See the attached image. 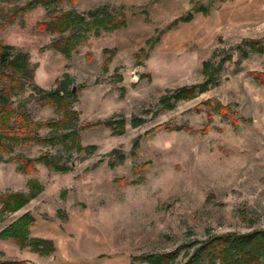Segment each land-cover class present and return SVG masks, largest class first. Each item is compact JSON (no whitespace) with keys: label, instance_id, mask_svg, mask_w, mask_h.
I'll list each match as a JSON object with an SVG mask.
<instances>
[{"label":"rangeland","instance_id":"374dc122","mask_svg":"<svg viewBox=\"0 0 264 264\" xmlns=\"http://www.w3.org/2000/svg\"><path fill=\"white\" fill-rule=\"evenodd\" d=\"M33 1L0 0V45L28 55L36 88L61 84L71 97L45 101L28 82L10 96L25 128L0 157V200L28 201L0 211V263L146 264L138 258L178 251L169 264H182L197 242L264 231V54L241 59L238 49L264 46V0H77L21 12ZM93 11L124 27L87 33L69 55L51 47L70 36L45 28L51 18L91 21ZM205 62L219 68L216 85L163 111L167 92L205 80ZM120 120L122 133L105 124ZM23 218L27 238L52 251L2 235Z\"/></svg>","mask_w":264,"mask_h":264},{"label":"trees","instance_id":"16d2710c","mask_svg":"<svg viewBox=\"0 0 264 264\" xmlns=\"http://www.w3.org/2000/svg\"><path fill=\"white\" fill-rule=\"evenodd\" d=\"M62 1L75 3L77 0H34L33 2H30L26 8H23L21 12L36 5L48 8L49 6L61 3ZM87 15L91 21H88L86 17L72 12H64L59 16L51 18L50 23L45 24V28H51L52 31L61 34L66 32H69L70 34L67 38L62 37L57 41H54L51 44V47L63 55H69L70 52L86 38L85 35L87 33L92 32L94 35H99L103 31L109 32L119 27H124L125 24L123 18L117 19L107 13L98 14L93 11L88 12ZM191 19L192 15L188 14L184 18H181L180 21H190ZM238 49L241 59L246 58L248 51L264 54V46L256 41H247V43L239 45ZM230 59L231 57L229 55H225L217 65L220 67L224 62L227 60L229 61ZM218 69L219 68H214L210 62H205L203 65L205 80L196 86L181 87L172 92H167L159 100L160 108L163 111H173L178 103L182 101H190L199 95L208 92L217 83L215 81L214 72ZM261 76L264 78V74L259 75L260 78ZM3 79L6 80V84L0 87V157L2 154H7L11 151L8 143L20 140L21 135L18 131L23 130L24 127L23 117L16 112H13L11 108V102H9L10 96L15 94L17 90L22 89L26 82H28L32 91L39 93V95L43 93L42 90L36 88L32 83L33 72L29 66L28 55L21 53L8 45H0V81ZM21 81H23V83H21ZM15 82H20L19 88L15 86ZM60 86L61 84L58 86L57 90H54L53 92L43 93L42 99L48 102H63L69 99L71 97L70 93L64 94V96H66L63 98L64 96L62 93L64 91ZM205 105H207L208 110H212L214 113L221 115L222 117H233V112L230 111L229 107L222 106L219 102H214L213 104L205 102ZM14 118L15 120L17 119V122L13 123L12 121ZM132 121L134 126L141 125V121L139 120ZM49 124L50 123L47 125ZM105 124L112 128H117L119 130H117L118 133H122L123 131L124 124L122 120H120V122L107 121ZM161 128L170 130L166 125ZM183 128L184 126L175 128V130H181ZM25 136L26 133L22 135V141H26L29 137V135ZM47 140L54 142L55 138L51 137L47 138ZM64 142L63 144L61 142V144L63 148H67ZM47 158L48 156H44L42 161L46 166L52 165L53 163ZM53 162L54 164L57 163L56 161ZM26 164L28 165V162ZM55 169L57 171H66L67 168L63 165L57 164ZM27 201V197L18 194L2 198L0 200V211H14L25 205ZM20 220L21 221L4 230L2 235L13 237L14 241L21 246H30L33 250H37L41 253L44 252L45 248H47L49 252L52 251V246L49 243L28 239L26 226L29 225L28 221L30 222L31 220L24 218ZM16 233L19 234V237ZM194 245L191 254L188 255L187 259L182 264H264V231H250L243 234L229 233L211 237L203 242H197V244ZM177 253L178 251L174 252V254L145 255L138 259L140 262L146 264H169ZM0 264L18 263L2 262Z\"/></svg>","mask_w":264,"mask_h":264}]
</instances>
